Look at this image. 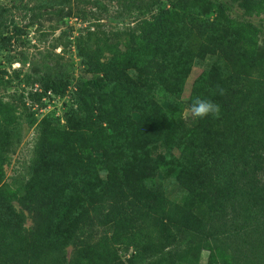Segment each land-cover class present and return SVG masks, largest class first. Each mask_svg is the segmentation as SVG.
Instances as JSON below:
<instances>
[{"label": "trees", "instance_id": "trees-1", "mask_svg": "<svg viewBox=\"0 0 264 264\" xmlns=\"http://www.w3.org/2000/svg\"><path fill=\"white\" fill-rule=\"evenodd\" d=\"M169 4L152 0L156 14L125 31L77 35L92 78L74 85L62 65L34 76L44 94L76 86L75 109L64 127L53 115L38 124L28 170L10 183L23 120H36L0 98V264H202L204 252L206 264H264V0ZM8 13L0 8V50ZM196 97L219 115L187 123ZM166 182L182 190L177 200ZM14 202L34 214L33 231ZM96 228L105 231L94 239Z\"/></svg>", "mask_w": 264, "mask_h": 264}, {"label": "rangeland", "instance_id": "rangeland-1", "mask_svg": "<svg viewBox=\"0 0 264 264\" xmlns=\"http://www.w3.org/2000/svg\"><path fill=\"white\" fill-rule=\"evenodd\" d=\"M46 1L50 0H0V8L2 6L8 8V20L14 21V24H10L6 31V36L11 43L7 49L0 50V98L17 105L20 114L24 112V104L36 120L32 127L29 126L30 121L27 118L23 120L24 138L10 155L9 163L4 167L5 179L8 183L27 172L33 157L35 138L38 137L37 126L48 115H54L53 112L48 114L41 111L42 99L37 100L32 97L37 92L46 96L37 84H32L34 76L37 73H43L46 66L59 70V65H62L70 70L75 79L74 85L79 79L85 81L92 78L90 67L77 55L74 38L85 33L87 29L107 33L122 32L133 27L137 20L143 17L150 19L156 14V10L150 7L152 0H70L68 7L64 9L59 6L47 8ZM128 1L135 2L136 8L132 10L133 12H129L131 5H128ZM154 1L167 2L170 5L169 3L173 0ZM240 15V11L234 14V16ZM119 41H122L121 45H124L123 40ZM260 43L264 44V31ZM56 44L58 48L53 49ZM108 57L107 55L106 58ZM10 58L12 64H10ZM211 62L212 59L207 58L204 62L194 65L186 85L185 95L192 81ZM56 105L64 121L59 120L58 125L64 127L65 114L73 106L66 99L56 102ZM25 114L26 112L23 116ZM183 117L187 123L194 119L187 109ZM182 194V190L175 183L166 182V195L169 199L177 200ZM14 206L25 218L26 231H33L36 226L34 214L24 209L18 202H14ZM104 231L102 228H96L91 235L95 239ZM74 250V245L67 248L68 259L72 257ZM120 254L124 259L122 251ZM206 258L207 254L202 253V264H206Z\"/></svg>", "mask_w": 264, "mask_h": 264}, {"label": "clouds", "instance_id": "clouds-1", "mask_svg": "<svg viewBox=\"0 0 264 264\" xmlns=\"http://www.w3.org/2000/svg\"><path fill=\"white\" fill-rule=\"evenodd\" d=\"M219 92L221 95L224 94L223 89H220ZM187 112L193 117L200 119L208 116L217 117L220 112V106L212 100L196 97Z\"/></svg>", "mask_w": 264, "mask_h": 264}, {"label": "built area", "instance_id": "built-area-1", "mask_svg": "<svg viewBox=\"0 0 264 264\" xmlns=\"http://www.w3.org/2000/svg\"><path fill=\"white\" fill-rule=\"evenodd\" d=\"M76 91V88L74 85H72L69 88V91L67 92V94L62 98L59 96H56L55 94H53L52 92H47L46 96H44V98H42V103H41V107L43 108L41 111L47 112L48 114L53 112L54 113V117L59 119L60 121H63V118L61 117V113L59 110V107H57L56 102L62 100V99H66L68 102L74 103V92Z\"/></svg>", "mask_w": 264, "mask_h": 264}]
</instances>
